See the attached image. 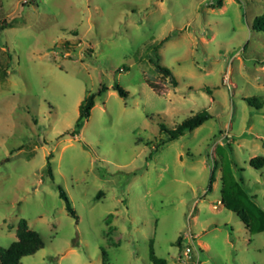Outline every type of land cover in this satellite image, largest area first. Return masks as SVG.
Wrapping results in <instances>:
<instances>
[{"label":"rangeland","instance_id":"obj_1","mask_svg":"<svg viewBox=\"0 0 264 264\" xmlns=\"http://www.w3.org/2000/svg\"><path fill=\"white\" fill-rule=\"evenodd\" d=\"M263 13L264 0H0V247L24 219L46 245L20 264H102L103 249L110 264H153L150 249L166 264H264V232L222 203L217 152L264 209L250 165L264 155ZM203 110L194 131L163 132Z\"/></svg>","mask_w":264,"mask_h":264},{"label":"trees","instance_id":"obj_2","mask_svg":"<svg viewBox=\"0 0 264 264\" xmlns=\"http://www.w3.org/2000/svg\"><path fill=\"white\" fill-rule=\"evenodd\" d=\"M253 29L264 32V13L255 17L253 22ZM159 69L164 73L173 76L170 69L159 66ZM172 82L177 84L173 77ZM113 88L118 91L122 97H128L129 93L116 83ZM107 90L103 87L98 92L89 94L79 106V117L76 121L75 128L68 133L71 136L80 134L85 122L91 116V110L95 106L97 96H102ZM250 104L259 102L258 98L248 99ZM260 108L259 105H257ZM212 118V114L208 110H203L187 119L173 129H168L162 126L163 132L168 134L169 140H175L183 136L187 132L194 131L202 126L206 121ZM230 146V145H229ZM217 152L220 156V166L222 168V188L221 200L223 205L236 213L245 226L251 233L256 234L264 232V209L261 208L254 200V197L243 186L241 181L235 176L230 155L226 152V148L219 145ZM250 165L255 169L264 167V155L255 156L250 160ZM49 173L53 178V171L51 162L49 161ZM60 197L66 203L68 213L75 219L78 218L76 210L67 195L66 191L60 187ZM17 239L13 241L8 247H0V264H20L21 260L33 255L39 249L46 245V240L41 233L33 230L28 225L26 220H21L16 231ZM150 259L153 264H166V260L158 258L153 249H150ZM102 264H110L109 257L105 249L102 250Z\"/></svg>","mask_w":264,"mask_h":264},{"label":"built area","instance_id":"obj_3","mask_svg":"<svg viewBox=\"0 0 264 264\" xmlns=\"http://www.w3.org/2000/svg\"><path fill=\"white\" fill-rule=\"evenodd\" d=\"M188 238H190V242H191V240H192V244H194V239L192 238V235L190 234V235H188ZM194 248H196V246H195V244L194 245H192ZM192 252V248L190 247V246H187L186 248H185V255L186 256H189V254ZM199 262L197 261L196 263H193V264H198Z\"/></svg>","mask_w":264,"mask_h":264}]
</instances>
